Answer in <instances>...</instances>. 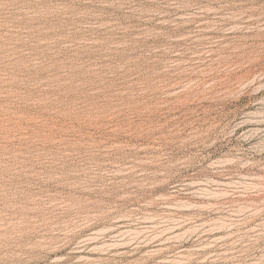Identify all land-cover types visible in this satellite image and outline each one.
Listing matches in <instances>:
<instances>
[{
	"label": "rangeland",
	"instance_id": "374dc122",
	"mask_svg": "<svg viewBox=\"0 0 264 264\" xmlns=\"http://www.w3.org/2000/svg\"><path fill=\"white\" fill-rule=\"evenodd\" d=\"M0 264H264V0H0Z\"/></svg>",
	"mask_w": 264,
	"mask_h": 264
},
{
	"label": "bare ground",
	"instance_id": "6f19581e",
	"mask_svg": "<svg viewBox=\"0 0 264 264\" xmlns=\"http://www.w3.org/2000/svg\"><path fill=\"white\" fill-rule=\"evenodd\" d=\"M81 144V143H80Z\"/></svg>",
	"mask_w": 264,
	"mask_h": 264
}]
</instances>
